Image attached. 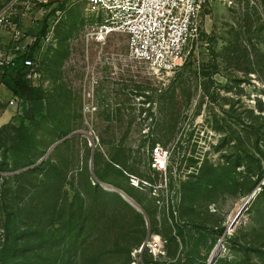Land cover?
Segmentation results:
<instances>
[{
	"label": "rangeland",
	"instance_id": "rangeland-1",
	"mask_svg": "<svg viewBox=\"0 0 264 264\" xmlns=\"http://www.w3.org/2000/svg\"><path fill=\"white\" fill-rule=\"evenodd\" d=\"M10 20L34 38L25 72L39 99L10 107L0 92V264H208L218 251L216 264H264V0L204 4L199 44L163 78L128 58L126 36L89 40L81 0ZM47 159L54 179L13 178ZM9 223L23 245L40 237L37 253L12 258ZM153 233L164 256L140 252Z\"/></svg>",
	"mask_w": 264,
	"mask_h": 264
},
{
	"label": "built area",
	"instance_id": "built-area-1",
	"mask_svg": "<svg viewBox=\"0 0 264 264\" xmlns=\"http://www.w3.org/2000/svg\"><path fill=\"white\" fill-rule=\"evenodd\" d=\"M95 26L87 37L98 44H105L110 36L127 38L128 58L142 63L156 76H168L180 70L193 49L200 42V10L213 0H81ZM231 6L234 0H219ZM51 0H4L0 9V79L4 69L20 54H26L34 43L30 31L19 27L10 19L17 7L32 10ZM6 46V47H5ZM5 47V48H4ZM33 65L31 58L25 61L26 69ZM29 77H26V80ZM3 86L0 84V87ZM2 96V95H1ZM0 96V102L2 98ZM10 107L20 100L12 97ZM94 111V109H93ZM86 112H92L90 107ZM169 156L157 145L151 153L150 166L154 171L167 170ZM143 247V248H142ZM152 256L165 255V242L152 234L144 242Z\"/></svg>",
	"mask_w": 264,
	"mask_h": 264
},
{
	"label": "trees",
	"instance_id": "trees-1",
	"mask_svg": "<svg viewBox=\"0 0 264 264\" xmlns=\"http://www.w3.org/2000/svg\"><path fill=\"white\" fill-rule=\"evenodd\" d=\"M34 47H35V44L33 43L32 47L30 48L28 53L18 55L15 58V60L4 69V73L0 79V84H2L6 89H8L12 93L14 98H16L20 101H24V102H35L39 99L38 98V94H39L38 89L33 87V86H30L28 84V82L26 80V72H25V69H26L25 61L27 58H31ZM31 165H33V167H30ZM25 167L26 168L24 170H22L24 172L20 171V173L13 176V178L16 179V178L22 177V178H26V181L33 182L34 179H30L29 177L32 175L38 174V171H40V173L43 172L42 177H44V179L50 181V180L54 179V174L57 172L56 166H53L51 164L50 159L42 161L39 165H36V163L35 164L32 163V164L26 165ZM94 176H95L97 182H101V181L106 182L105 175L101 174L97 170H94ZM110 184H112L118 190H121L122 192H124L127 196L132 198L134 201L136 200L135 198H133L131 196V194H129L128 192L123 190L121 186H119L115 183H110ZM51 189H52L51 187H48V190L51 191ZM48 194H51V192ZM49 199H51V198H49ZM135 202L137 203V201H135ZM137 204L139 206H141L139 203H137ZM7 229H8V232H10V234H8L9 235V243H10V244L8 243V250L13 251V257L12 258H14V260H17L20 258L21 252H26V253H30L31 251H32V253L38 252L37 244L40 241L39 236H35L31 242H28V244L23 245V243L22 244L20 243V240H21L19 238L20 234H18L16 224L15 223L14 224L9 223L7 225ZM153 234H155V233H153ZM22 240H23V237H22ZM34 250H36V251H34ZM248 257H249L248 255H245L244 256L245 259L241 260L240 262H237L236 264H254L250 261V258H248ZM22 259L24 261H28V257L26 255H23ZM5 260H6L5 257L1 258V261L3 263H5ZM50 261L51 260L48 258V262H50ZM55 263L56 262L54 261L53 264H55ZM23 264H35V263H34V261H32L30 263L25 262Z\"/></svg>",
	"mask_w": 264,
	"mask_h": 264
},
{
	"label": "water",
	"instance_id": "water-1",
	"mask_svg": "<svg viewBox=\"0 0 264 264\" xmlns=\"http://www.w3.org/2000/svg\"><path fill=\"white\" fill-rule=\"evenodd\" d=\"M80 132H76L72 135H75V134H78ZM59 142L56 143L54 146H52V148L49 150L48 154H50L57 146H58ZM47 154V155H48ZM47 156H45L46 158ZM44 159V158H43ZM106 189L107 190H110V191H114V192H117L129 205H131L132 207L136 208L139 212H141L144 217H145V220H146V223H147V226H149V223H148V219H147V216L145 215L144 211L142 210V208L132 199L130 198L129 196H127L124 192L114 188V187H110V186H106ZM247 203H245V205L243 206V210L246 209V206H247ZM144 246V244H143ZM143 248V247H142ZM142 251V250H141ZM220 258V251H218V253L216 254L215 257H213L209 262L208 264H215L217 262V260Z\"/></svg>",
	"mask_w": 264,
	"mask_h": 264
},
{
	"label": "crops",
	"instance_id": "crops-1",
	"mask_svg": "<svg viewBox=\"0 0 264 264\" xmlns=\"http://www.w3.org/2000/svg\"><path fill=\"white\" fill-rule=\"evenodd\" d=\"M6 47V46H5ZM4 47V48H5ZM0 92L1 94H3L2 96L5 98V99H11L13 97L12 93L6 89L4 86H1L0 87Z\"/></svg>",
	"mask_w": 264,
	"mask_h": 264
},
{
	"label": "bare ground",
	"instance_id": "bare-ground-1",
	"mask_svg": "<svg viewBox=\"0 0 264 264\" xmlns=\"http://www.w3.org/2000/svg\"><path fill=\"white\" fill-rule=\"evenodd\" d=\"M211 259H212V258H211ZM211 259H210V260H211ZM210 260H209V261H210Z\"/></svg>",
	"mask_w": 264,
	"mask_h": 264
}]
</instances>
